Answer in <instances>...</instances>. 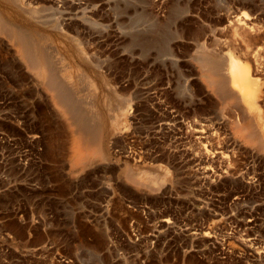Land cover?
<instances>
[{
  "label": "rangeland",
  "instance_id": "1",
  "mask_svg": "<svg viewBox=\"0 0 264 264\" xmlns=\"http://www.w3.org/2000/svg\"><path fill=\"white\" fill-rule=\"evenodd\" d=\"M3 1L0 264H264V97L258 111L227 100L202 68L219 59L230 86L239 57L264 92V0ZM15 27L30 54H52L66 104ZM59 51L95 84L66 79ZM70 120L102 156L90 140L74 162Z\"/></svg>",
  "mask_w": 264,
  "mask_h": 264
},
{
  "label": "bare ground",
  "instance_id": "2",
  "mask_svg": "<svg viewBox=\"0 0 264 264\" xmlns=\"http://www.w3.org/2000/svg\"><path fill=\"white\" fill-rule=\"evenodd\" d=\"M6 1H9V0H6ZM3 2H5V1H3ZM9 2L12 3V0H10ZM9 5H11V4L8 3V6ZM16 5L17 4L15 3V5H13V7L16 6ZM17 8L14 9V10L16 11ZM241 21H243V20H241ZM241 21L238 20L239 23H236V24L237 25L241 24ZM6 22L8 23L7 19L5 17H3L1 15V12H0V33L5 32L4 30H5V27L7 25ZM13 25L14 24L12 23V26ZM10 26H7V28L9 27V29H11ZM243 26H246V25L243 24ZM15 28L12 29V31L13 30L14 31H13V33L11 32L12 33V39L11 40H14L15 41V44L19 48L22 56L28 62L27 64L29 65V67H30V65H31V68H33V69H35V67H36L35 72H36L37 76H39V78L41 79V83H42L41 85L44 86L48 91H50L53 94L54 99H56L58 103H60V104L61 103L66 104V102H64L63 99H62V91H63L62 89H63V86H62L61 82L57 79V77L55 76V73H54V71L52 69V62H51V60H52V54H51V56L50 55H44L43 54L44 52L42 53L43 50L40 51L42 53V55H43V56H41V58H39L37 55L35 56V55L30 54L28 52V48L27 49L25 48V47H27V45L25 43L24 35L22 34V32H20L19 30H17V27H15ZM234 28H235V26H234ZM241 28H243V27L241 26ZM244 28L242 30L241 29L238 30V27H237L238 33L241 34V36L244 35V33H245L243 31ZM246 29H247V27H246ZM234 31H236V30H234ZM43 38H44V41L47 43V44H45V46L48 47V44H50V41H51L50 35H47L46 34ZM243 38H244V41H245V37H242V40H243ZM246 38H247V36H246ZM73 41H75V40H73ZM79 42L80 41L77 40L76 43H75L76 45H74V42L72 44L75 47H77V49H78V51L80 53H82L81 50H83V49H80L81 45L78 44ZM75 50H76V48H75ZM44 51L46 53L45 48H44ZM73 51H74V49H73ZM55 54L58 55L59 60H60L61 64L63 65V74L65 75L66 79H68L71 83H75V85H77V86H80L81 84H83V83L85 84L87 82H88V84H93V81L92 80L90 81L91 78L84 77L85 76V73H83L84 72L83 68H85V69L87 68L85 65H84L85 67L80 65V67H83L82 70H80V67L75 69V67H73V65H75L77 62L74 64L73 61H71V57L73 59V56H70V61H71L70 62L68 59H66L67 57H65L60 51L57 52V53L55 52ZM55 54H54V56H55ZM84 55H85V53H84ZM206 55L207 54H205V56ZM234 57H235V55H234ZM207 58H209V57H207ZM203 59H204V57H203ZM215 59H217V58H215ZM215 59H214V61H211L210 58L207 59V60L204 59V62L202 63V68L204 70V75L206 77V80L208 82H210V84L212 86L215 85V88H218L217 90H219V92H221L223 94V96H222L223 98L225 96V98L227 100H229V99L230 100H233V99H236L238 96H240L241 100H243L244 106L248 107L249 109L255 110V111H258L259 109H261V108L258 109V107H259L258 106L259 105L258 101H259V98L261 99L260 96L264 97L263 94H262V92H263V88H262L263 85L260 84V81L258 80L259 78L258 79L255 78L254 73H252L250 67L247 64H245L246 62L245 63H242L241 61H239L240 60L239 57H237V59L234 58L235 60L233 59L232 61H230V66H229V69H228L229 71L227 73L228 74V82H229L230 86L229 85L227 86V84L225 83V80L222 77H218L217 74H216L217 73V70L219 69V66L218 65H220V64H217V67H218V69H217L216 68V65H215V63H216ZM218 60L219 59H217V61ZM85 61H86V59H85ZM201 61H203V60H201ZM247 63L250 64V66H252L251 63H249V61H247ZM78 65H79V63H78ZM75 70H80V72H82V74L84 76L82 75L79 78H75L74 77V74H73V72H75ZM76 72H79V71H76ZM86 76H88V75H86ZM65 108L66 109L68 108L67 105H66ZM69 109H70V107H69ZM69 109H68V111H69ZM70 110L72 111V109H70ZM68 111H67L68 114L65 112L66 113V116H69L71 113H73V112L69 113ZM259 113H261V112H259ZM69 117L71 118V116H69ZM72 120H73V118H72ZM72 120H70V121L72 122ZM74 124L75 123L72 122L69 125H72L73 126ZM75 125H76V127H74V130L72 129L74 132L71 130L73 132V134H72L73 135L72 136L73 137V140H72V145H71L72 150H73V154H74L73 160H74L75 163L83 165V164H86L87 161H88V155H89V153L86 154L87 153L86 151H88V148H90L91 143L94 144V145H91L93 147L92 148L93 149L92 154L94 156H97V157L101 155V151H100L99 148H97L96 145H100L101 143L99 144V142H101V140L103 138L101 139V137H99L98 135H96V134L94 135L93 133H90L88 130H86L84 127H82L83 125L82 126H78L77 124H75ZM94 128H96V127L94 126ZM95 131H96V129H95ZM241 133H242L243 136H245V138L249 142H252V143L255 142L256 143V142H260L261 141L260 140L261 139L260 136H259L260 139L258 141V139L254 135V133H252V131L249 132L248 129H241ZM91 135H93L94 138ZM90 140H91V143H89ZM262 140H264V139H262ZM128 179L131 182H134V183H138V184L144 183V182H142L141 177H137L134 174H129L128 175ZM146 180H150V179H146ZM154 181H153V183H154ZM156 181H157V179H156Z\"/></svg>",
  "mask_w": 264,
  "mask_h": 264
}]
</instances>
